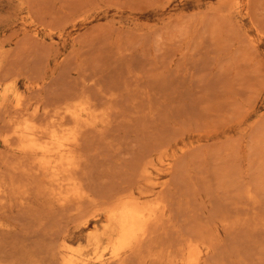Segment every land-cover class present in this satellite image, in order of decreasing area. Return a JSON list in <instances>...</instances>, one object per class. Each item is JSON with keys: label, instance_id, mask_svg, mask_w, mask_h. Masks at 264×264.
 <instances>
[{"label": "rangeland", "instance_id": "1", "mask_svg": "<svg viewBox=\"0 0 264 264\" xmlns=\"http://www.w3.org/2000/svg\"><path fill=\"white\" fill-rule=\"evenodd\" d=\"M0 264H264V0H0Z\"/></svg>", "mask_w": 264, "mask_h": 264}, {"label": "bare ground", "instance_id": "2", "mask_svg": "<svg viewBox=\"0 0 264 264\" xmlns=\"http://www.w3.org/2000/svg\"><path fill=\"white\" fill-rule=\"evenodd\" d=\"M142 207H143V206H142ZM144 210H146V209H144ZM137 211H138V210H137ZM137 211H136V212H137ZM136 212H135V213H136ZM136 214H137V213H136ZM141 214H142V213H141ZM141 214H140V217L143 216L144 213H143L142 215H141ZM133 215H134V214H133ZM138 215H139V212H138ZM135 216H136V215H135ZM148 216H149V215H148ZM133 217H134V216H133ZM143 217H144V216H143ZM141 218H142V217H141ZM144 218H145V217H144ZM144 218H143V219H144ZM129 219H130V218H129ZM150 219H151V218H150ZM142 222H143V225H144V224H145V221L143 220ZM126 223H127V222H126ZM124 224H125V223H124ZM128 224H129V220H128ZM140 224H141V223H140V220H139L138 216H137V217H134L133 220H132V222H131V225L129 226V228H125V229H124V232L122 231V233H123V237H122V238L124 239L126 245H128V244L126 243V241H129V240L135 235V233H136L138 230L141 229V226H142V225H140ZM126 227H127V226H126ZM143 227H144V226H143ZM145 227H146V226H145ZM120 229H121V228H120ZM142 229H143V228H142ZM119 232H120V231H119ZM120 235H122V234L119 233V236H120ZM138 236H139V235H138ZM138 236H137V237H138ZM132 239H133V238H132ZM119 240H120V239H119ZM134 240H135V239H134ZM136 240H137V239H136ZM136 240H135V241H136ZM122 241H123V240H122ZM130 241H131V240H130ZM122 243H123V242H122ZM128 243H129V242H128ZM114 246H115V245H114ZM120 246H121V245H120ZM120 246H119V247H120ZM122 247H123V246H122ZM116 253H117V252H116ZM116 253H115V254H116Z\"/></svg>", "mask_w": 264, "mask_h": 264}]
</instances>
